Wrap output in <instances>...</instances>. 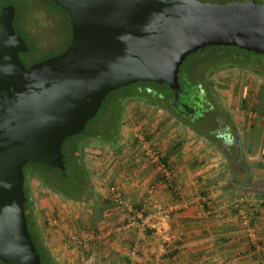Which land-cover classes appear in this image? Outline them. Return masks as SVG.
<instances>
[{
  "label": "water",
  "instance_id": "95a60500",
  "mask_svg": "<svg viewBox=\"0 0 264 264\" xmlns=\"http://www.w3.org/2000/svg\"><path fill=\"white\" fill-rule=\"evenodd\" d=\"M52 1L68 13L70 42L27 67L15 6L0 10V260L7 264H42L27 228L23 166L64 169V139L84 130L108 93L145 81L177 90L181 64L206 46L264 53V1Z\"/></svg>",
  "mask_w": 264,
  "mask_h": 264
},
{
  "label": "crops",
  "instance_id": "0c3cea01",
  "mask_svg": "<svg viewBox=\"0 0 264 264\" xmlns=\"http://www.w3.org/2000/svg\"><path fill=\"white\" fill-rule=\"evenodd\" d=\"M129 102L130 121L142 118L144 128L139 133L149 135L148 145L160 143L173 186L189 201L170 217L176 239L160 263L264 264V100L257 102L261 105L256 110L257 103L244 104L241 110L227 109L233 126L225 130L232 139L226 144L225 135L209 134L208 140L181 126L170 127L159 108L143 101ZM226 103L230 107L233 101L228 97ZM123 133L122 126L114 143L89 142L85 146L94 189L89 201L61 198L45 184L28 178L43 238L40 246L59 264H157L158 239L150 231L140 233L119 226L133 209L154 210L177 196L147 162L136 159L124 144ZM131 134L133 140L138 135ZM116 193L123 199L121 204L114 200ZM238 208L256 228V253L251 251ZM110 226L116 230L103 242L89 240L84 248L64 243L70 234ZM134 245L139 251L131 255Z\"/></svg>",
  "mask_w": 264,
  "mask_h": 264
},
{
  "label": "rangeland",
  "instance_id": "374dc122",
  "mask_svg": "<svg viewBox=\"0 0 264 264\" xmlns=\"http://www.w3.org/2000/svg\"><path fill=\"white\" fill-rule=\"evenodd\" d=\"M8 0H0V5H3ZM31 4L29 6L31 7H20L18 6L15 9V28L19 32V35L23 36L26 43L29 45L31 49V54L27 56V59L29 61L31 60H42L46 57L52 56L56 53H58L60 50H62L66 43H67V26L60 25V18H62V15L60 16L58 13H56L54 10L48 8L46 5L40 3L41 0H29ZM204 1H214V2H224L226 0H204ZM27 8H30L29 10ZM208 47V46H207ZM205 48V51L198 50L196 52H193L189 54L183 63L180 66V72H179V82L181 83V86L183 89L187 92V87L192 88V90L195 89V86H193L194 80H195V73L199 72L201 75L204 73H208L216 68H219L221 66H224L225 64L229 63H240L242 64V61L240 60H232V51H226L222 53H217L210 48ZM223 51V50H222ZM242 55L246 57H254L258 56V58L263 59L264 54L263 53H255V52H247V51H240ZM205 54V56H203ZM202 60V61H201ZM221 74H218V77H220ZM231 77L233 79L238 78L245 79L249 78L248 75H245L244 73L240 72H234L232 74H224V77ZM222 77V76H221ZM234 82V81H233ZM140 86V85H139ZM138 85H132L130 87L125 86L126 88L130 90H136L139 89ZM159 87V90L165 93H169L170 88L168 86H153L149 85V87ZM125 87L118 88L109 94L105 101L102 103L100 110L98 113L86 123V126L84 127V130L82 133L78 135V137L82 138H95L97 135L102 134L104 132V129L106 127V123L109 120L108 116H110L111 111L119 112L121 111L123 105H125V102L127 99L122 98V93ZM142 91L141 89H139ZM150 91H147V93ZM220 93H227L228 91H220ZM170 95V94H169ZM192 101V99H191ZM190 101V103H191ZM131 102L127 103L124 107V114H123V136H121L124 139V144H128L133 154L137 155L136 159L143 161V154H142V142L144 140H148L145 138L146 134L142 135L139 133L144 128V124L142 122V118H138V122L135 121L134 123L132 120L130 121L131 115H130V109ZM253 111V109H252ZM129 112V113H128ZM165 121H170L169 126L170 127H178V124L176 121L172 120L169 115H166ZM127 121V122H126ZM135 127L134 130H132ZM135 131L138 133L137 136H134V140L132 139L131 132ZM145 132V131H144ZM77 135H73L68 137L64 141L63 150L64 152H69L70 142L75 140ZM144 136V138H143ZM143 138V139H142ZM150 142V141H148ZM151 146L158 147L161 151L160 143L152 141ZM66 150H65V146ZM72 158H70L71 162ZM74 161V160H73ZM145 161V160H144ZM67 167L70 166L67 164ZM23 170L26 174L32 173L33 175L36 174L38 177L49 180V182H55L58 181V178H56L55 175H57L56 171H52L51 173H45V166H42L37 163H31L27 162L26 165H24ZM69 170V171H68ZM70 168L67 169V175L70 173ZM38 177H33L37 181H40ZM39 244L43 245V240L38 239Z\"/></svg>",
  "mask_w": 264,
  "mask_h": 264
},
{
  "label": "flooded vegetation",
  "instance_id": "af4514ba",
  "mask_svg": "<svg viewBox=\"0 0 264 264\" xmlns=\"http://www.w3.org/2000/svg\"><path fill=\"white\" fill-rule=\"evenodd\" d=\"M4 5H7V3L1 5V8ZM206 47L199 50L205 51ZM208 47L217 53L232 51V60L238 59L242 61V64L235 62L229 63V65L225 64L202 75L196 72L195 84L193 85L195 89L192 90V88L187 87V92L179 82L178 73L179 89H171L172 96L170 97L162 96L157 108L165 115H169L172 120L176 121L178 126L203 135V137L209 140V134L222 132L233 126V123L228 118L229 113L227 109H234L236 107L237 110H241L244 104L252 106L253 103L254 106L258 101L264 100V57L263 59L258 58V56H255V58L246 57L240 51L247 50L239 47L238 49L234 48L235 46L210 45ZM21 60L25 66L26 64L34 63L33 60L29 61L27 56H22ZM235 71L244 73L249 78L239 80L238 78L224 77V74H232ZM218 74H221L222 77H218ZM221 90L228 91V94L220 93ZM228 97L233 101L230 107H227V103L224 104V99H228ZM90 181L94 195L91 177Z\"/></svg>",
  "mask_w": 264,
  "mask_h": 264
},
{
  "label": "trees",
  "instance_id": "16d2710c",
  "mask_svg": "<svg viewBox=\"0 0 264 264\" xmlns=\"http://www.w3.org/2000/svg\"><path fill=\"white\" fill-rule=\"evenodd\" d=\"M256 1L261 2L264 0H256ZM6 3L7 4H10V3L13 4L15 6V9L18 6H20V7H23V6L24 7H31V6H29L31 4V2L29 0H8ZM40 3L46 5L48 8L54 10L60 16L62 15V18H60V20H59L60 25L67 26V30H66L67 31V33H66L67 34V43H66L65 47L58 52V53H60L61 51H63L68 46V44L70 42L71 29H70V25H69L68 13L62 7L56 5L52 0H41ZM0 9H1V5H0ZM27 9L29 10L30 8H27ZM13 25L15 28V19L13 21ZM15 31L19 34V32L17 31L16 28H15ZM22 38H23V36H22ZM27 46H28V52L27 53L19 52L20 59L22 56H28L29 54H31V49H30L28 44H27ZM234 48L238 49V47H236V46ZM58 53H56V54H58ZM33 61L35 62L37 60H33ZM29 65L30 64H26V67ZM132 85H138V86L140 85L139 89H141L142 91H140L139 89H136L135 91L130 90L124 86L126 89H124V91L121 95L123 99H127L125 102V105H123L124 107L126 106V104L129 101H143L145 103H148L150 105L158 107L159 106L158 103L161 100L162 96H169V97L172 96L171 89L169 90V93L167 94L165 92L160 91L159 87H156L158 85L159 86H167L165 83L158 84L155 82L145 81V82H136L134 84H129V85H127V87H130ZM149 85H153L156 88H153L151 86L149 87ZM148 90L150 92L147 93ZM109 94H111V92L108 93L106 95V97ZM106 97H105V99H106ZM105 99L103 100V102L105 101ZM261 103H262V101H261ZM261 103L259 105L257 103L258 106L255 107V110H256V108L260 107ZM124 107H122L121 111H119V112L111 111L110 116H108L109 120L106 123V127L104 129V132L102 134L97 135L95 138L78 137V135L80 133H82L83 131L78 133V134H75L77 136L75 137L76 138L75 140L70 142V147H68L70 150L69 152H66L67 151L66 150L67 145L64 147L66 150L64 152L63 145H64V141L70 136H68L64 139V141L61 145V151L64 155V158H63L64 169L50 167L48 165L41 164L38 162H31V163H37V164H40L42 166H45V173H51L52 171H56L57 175H55V176H56V178H58V181H55V182L50 181L49 182V180L42 179V178L38 177L36 174H34V175L32 173L26 174L23 170L25 177H27V178H29L30 176L31 177H38V179L40 180L41 183L48 186L55 194H57L61 198L73 200V201H77V202H80V201L84 202V201L90 200L92 198L93 191H92V185H91V181H90V174H89V171L87 169L86 162H85V152H84L85 146L89 142H101V143H109V144L114 143L115 140L117 139L116 138L117 135L120 133L121 128L123 126V114H124V109H125ZM100 108H101V106H100ZM100 108H99V110H100ZM90 120H88V121H90ZM71 136H73V135H71ZM145 138H149V135H146ZM70 158H72L71 162H70ZM163 161L167 162L164 157H163ZM67 164L70 166L69 168L71 169L69 175H67V172L69 171V170L67 171V169H69L67 167ZM28 189H29V187L25 188V202H24V210H25V216H26L28 231L32 237V240H33V243L36 247L37 252L40 254V259H41L42 264H59L57 261H55L49 255L46 248L43 249L39 244L38 239L42 238V233L40 231L39 224L36 221V213H35L34 206L32 204L31 195H30ZM0 264H7V263L0 260Z\"/></svg>",
  "mask_w": 264,
  "mask_h": 264
},
{
  "label": "built area",
  "instance_id": "2783aa9c",
  "mask_svg": "<svg viewBox=\"0 0 264 264\" xmlns=\"http://www.w3.org/2000/svg\"><path fill=\"white\" fill-rule=\"evenodd\" d=\"M142 144V154L145 162L152 167L156 176L162 179L163 184L168 189L174 190L177 198L168 204L159 205L154 210H146L143 208L133 209V212L123 220L119 229H132L140 233L150 231L159 241L160 248L155 254V261L157 264H161L160 260L162 256L173 247L176 239L170 227V217L173 213L182 209L189 201L187 198H181L179 192L175 190L172 182L171 168L167 162L163 161V155L160 149L148 145L145 140ZM153 189V187H149V190ZM114 200L118 204L122 203L123 199L120 193H116ZM237 212L242 226L246 230L251 251L256 253L259 250L256 228L249 224V217L241 208H238ZM115 230L116 227L110 226L104 229L86 230L83 234H70L65 238L64 243L67 246L84 248L88 245L89 240L105 241L112 236ZM138 251L139 249L136 245L130 248L131 255H136Z\"/></svg>",
  "mask_w": 264,
  "mask_h": 264
}]
</instances>
